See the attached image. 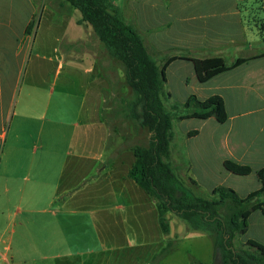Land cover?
Masks as SVG:
<instances>
[{
    "label": "crops",
    "instance_id": "1",
    "mask_svg": "<svg viewBox=\"0 0 264 264\" xmlns=\"http://www.w3.org/2000/svg\"><path fill=\"white\" fill-rule=\"evenodd\" d=\"M242 1L117 0L116 6L124 19L132 15L149 53L162 63L171 51L227 65L245 59L204 83L188 60L175 59L165 69L166 83L169 69H177L181 103L190 95H217L227 115L224 123L212 117L177 123L194 124L183 129L194 191L210 195L222 186L245 198L261 187L257 171L264 168V37L244 27ZM258 1L264 21V0ZM31 8L23 28H0V264H148L167 236H161L154 202L128 177L133 152L108 148L100 58L70 46L64 57L66 32L40 54L38 28L26 33ZM70 30L68 45L86 44L84 34H92L90 27ZM62 72L53 88L49 78ZM225 161L252 171L235 175ZM247 181L254 186L242 193ZM247 225L243 242L264 248V213L253 211ZM251 225L254 239L245 238Z\"/></svg>",
    "mask_w": 264,
    "mask_h": 264
},
{
    "label": "trees",
    "instance_id": "2",
    "mask_svg": "<svg viewBox=\"0 0 264 264\" xmlns=\"http://www.w3.org/2000/svg\"><path fill=\"white\" fill-rule=\"evenodd\" d=\"M63 1L80 13L77 24L89 26L108 55L120 63L125 83L131 90V98L120 100L124 103L122 114L151 134L147 146L133 147L135 161L128 177L154 202L160 233L169 235L167 214L171 213L185 224L187 233L205 232L212 237L215 256L212 264H264V248L259 243L248 239L238 246L234 244L236 237L246 233L248 216L256 210L264 213V168L257 171L261 187L245 198L222 186L212 190V197L202 198L185 186L177 175L179 165L170 159L173 121L212 117L218 123H224L227 115L223 100L217 95L205 100L190 95L180 106L185 111L181 115L174 113L178 106L173 105L167 110L162 102V96L169 97L168 92L164 91L165 69L175 59L192 62L200 83L240 65L245 59H236L227 65L221 58L171 56L160 65L149 53L144 36L133 21L126 22L123 18L116 6L117 0ZM31 26L29 22L26 33H29ZM224 167L235 175L245 176L252 171L249 166L231 161H225ZM171 246V241H168L153 256L150 264L161 260L169 253Z\"/></svg>",
    "mask_w": 264,
    "mask_h": 264
},
{
    "label": "rangeland",
    "instance_id": "3",
    "mask_svg": "<svg viewBox=\"0 0 264 264\" xmlns=\"http://www.w3.org/2000/svg\"><path fill=\"white\" fill-rule=\"evenodd\" d=\"M63 2L64 1L62 0H0V28L5 26L6 28H23L32 10V5L34 7V15L30 21L32 26L29 35L38 28L35 40L37 41L36 43H39V53L41 54V49L44 47L48 50V41L51 40L53 36L66 32V37L68 39V37L70 38V28H89L87 25L77 24V18L80 17V13L75 10L76 13L74 14L70 7L65 8L64 4L62 5ZM241 4L243 9L242 15L244 27L257 28V31L260 32L262 37H264L263 14L259 10V1L243 0ZM131 18L132 15L127 13L125 21L129 22ZM251 31H253L252 33H255V29H252ZM87 34L88 32L86 31L84 34L87 37L85 41L86 44L78 41L68 45V40L65 39L60 45V50L64 57L68 55L66 51L70 46L71 48L78 50L80 53L86 52L89 55L92 53L90 51H93L95 52V55L100 58L99 65L102 69V78L104 82L102 85L104 88H107L104 93L105 103L102 119L108 127V148L112 150V153L116 154L122 151H132L134 146H147L151 134L146 128L140 127L134 120L122 114L124 103L120 100L131 98V90L125 83L120 63L108 55L107 51L95 38L93 33L89 36ZM48 48L50 49V46ZM151 55L155 58L157 63L160 65L163 64L160 56L156 55L154 52H152ZM170 55H174V52H169L167 57H171ZM176 75L177 69L175 65H173L167 72L168 82L164 89L165 93L169 90L171 96H162V102L167 110H170L173 105L178 106L179 108L175 110L174 113L176 115H181L185 112L184 109L180 107L182 105L181 102L184 99L182 94L184 91L176 90V85L178 84ZM63 79V72L52 74L49 78V82L56 81V86L51 87L59 88V83L63 81ZM22 87L26 88L27 86L24 84ZM42 87L45 86L42 85ZM48 87L50 86L47 84V88ZM178 122L179 120L173 121V138L170 142V159L175 165H179L177 175L184 182L186 187L193 191L196 196L210 198L212 197L211 194L209 195L206 192L194 191L195 188L190 180V172L188 169L189 164L184 156V148H186L187 145L190 146V143L185 142L187 135L183 134V129L185 126L191 127L194 124L185 122L179 127L177 125ZM245 183L246 185L243 186L244 190H242V193L254 186L253 181H247ZM228 184L231 185V182H228ZM232 185L234 189H238L235 187L236 184L234 182ZM167 218L169 220V234H171V237L169 235V237L167 236L163 246L161 244L160 250L168 244V241H171L172 248L161 260L158 262H152V264H194V262L212 264L214 262L213 240L210 235L205 232L187 233L186 226L181 220L171 213L167 214ZM252 220H254V215L251 218V221ZM254 234L255 228L251 225L249 233L245 235V238L250 236L254 239ZM161 236H163V238L165 237L164 235ZM242 242L243 240L241 239V236H238L236 237L234 244L235 246H238ZM160 250H158V252ZM151 261L152 260H150L148 264H150Z\"/></svg>",
    "mask_w": 264,
    "mask_h": 264
}]
</instances>
